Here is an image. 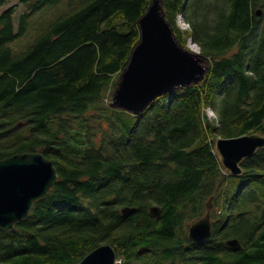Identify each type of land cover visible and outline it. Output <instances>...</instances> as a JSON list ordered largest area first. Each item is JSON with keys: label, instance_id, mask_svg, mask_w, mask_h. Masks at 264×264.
<instances>
[{"label": "trees", "instance_id": "obj_1", "mask_svg": "<svg viewBox=\"0 0 264 264\" xmlns=\"http://www.w3.org/2000/svg\"><path fill=\"white\" fill-rule=\"evenodd\" d=\"M57 1L21 0L18 30L15 5L0 13V159L43 146L59 171L28 217L0 229V264H75L103 243L121 264H264V200L252 186L264 182V148L242 176L225 174L214 153L219 136L264 132V0H162L178 41L193 37L211 66L138 115L109 102L152 0H69L15 52L28 16ZM207 107L217 123L204 121ZM211 195L222 204L212 236L190 241ZM234 237L242 249L226 244Z\"/></svg>", "mask_w": 264, "mask_h": 264}, {"label": "water", "instance_id": "obj_2", "mask_svg": "<svg viewBox=\"0 0 264 264\" xmlns=\"http://www.w3.org/2000/svg\"><path fill=\"white\" fill-rule=\"evenodd\" d=\"M256 13L261 15L262 8ZM140 40L134 47L128 64L120 72L110 106L134 115L142 113L158 97L177 87H190L203 81L210 63L201 52L184 47L177 39L168 20L162 0H152L138 20ZM191 41V40H190ZM208 110L203 119L208 121ZM264 148V132L254 131L235 136H219L214 141V153L223 172L242 176V163ZM59 178L55 162L44 153V147L34 152H20L0 159V229L12 230L16 223L28 217L36 200L46 197ZM214 195L206 202L205 213L193 222L188 239L202 242L212 236ZM135 207L125 206L124 214ZM150 215L159 220L162 209L150 207ZM226 244L233 250L242 249L239 238H229ZM116 248L111 243L95 247L75 264H118Z\"/></svg>", "mask_w": 264, "mask_h": 264}, {"label": "rangeland", "instance_id": "obj_3", "mask_svg": "<svg viewBox=\"0 0 264 264\" xmlns=\"http://www.w3.org/2000/svg\"><path fill=\"white\" fill-rule=\"evenodd\" d=\"M15 5L16 10L14 12V22L16 25V30H18L20 25V15L25 11V4H22L21 0H0V13L5 10L6 8ZM69 8V0H58L57 2L46 4L43 7H41L38 11L28 16V23H27V30L26 32L16 38L14 41L10 43V46L15 52H21L26 50L29 45L33 42L34 38L37 36L39 31L42 27L46 26L51 21L55 20L57 17H59L61 14L65 13ZM261 8V7H259ZM180 19V20H179ZM179 22L178 24L181 26V23L183 24L182 27L186 28L189 26L188 22H185L182 17L177 19ZM129 28L127 26L121 27V30L127 31ZM197 43V42H196ZM191 47L193 51L201 52V46L199 43H197V46L195 45V48L192 45V42H190V37L188 39L187 47ZM207 61V60H206ZM209 63V61H207ZM119 79V77H118ZM115 90V89H114ZM114 92V91H113ZM113 96V93H112ZM112 96L110 97V100H112ZM110 104V102H109ZM217 115V113H216ZM218 117V115H217ZM208 120H211V118L208 116ZM85 130L84 128H78V137H84ZM79 147L80 144L78 145ZM259 197L264 200V182H256L252 185ZM209 199V198H208ZM207 199V200H208ZM207 202V201H206ZM222 204L221 200L219 201V205H216V196L214 195V208L212 212V220H216L218 217L217 215L220 214L218 212L221 211ZM216 209L217 214H214V211ZM226 210V209H225ZM201 217V216H200ZM199 217V218H200ZM199 218H196L198 220ZM195 219L189 223V226L196 221ZM188 226V229H189ZM121 263L123 262V259L121 258Z\"/></svg>", "mask_w": 264, "mask_h": 264}, {"label": "built area", "instance_id": "obj_4", "mask_svg": "<svg viewBox=\"0 0 264 264\" xmlns=\"http://www.w3.org/2000/svg\"><path fill=\"white\" fill-rule=\"evenodd\" d=\"M182 16L180 15L179 16V18H181ZM182 19L184 20V18L182 17ZM180 20V19H179ZM185 21V20H184ZM186 22V21H185ZM181 25H183L182 23H181ZM190 27V25L188 26V27H186V28H189ZM194 44V46L196 45L197 46V44L196 43H193ZM208 111H209V114H210V118L212 119V120H216V121H218V117H217V115H216V113L213 111V109H211V108H209L208 109ZM118 261V264H121V259H118L117 260Z\"/></svg>", "mask_w": 264, "mask_h": 264}, {"label": "bare ground", "instance_id": "obj_5", "mask_svg": "<svg viewBox=\"0 0 264 264\" xmlns=\"http://www.w3.org/2000/svg\"><path fill=\"white\" fill-rule=\"evenodd\" d=\"M242 243V242H241Z\"/></svg>", "mask_w": 264, "mask_h": 264}]
</instances>
